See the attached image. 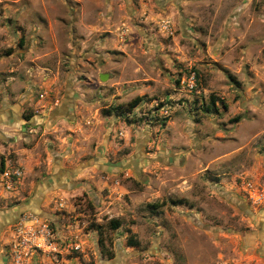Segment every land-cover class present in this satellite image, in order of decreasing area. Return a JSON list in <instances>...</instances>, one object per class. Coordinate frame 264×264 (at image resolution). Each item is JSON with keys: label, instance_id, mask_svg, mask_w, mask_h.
<instances>
[{"label": "rangeland", "instance_id": "1", "mask_svg": "<svg viewBox=\"0 0 264 264\" xmlns=\"http://www.w3.org/2000/svg\"><path fill=\"white\" fill-rule=\"evenodd\" d=\"M5 169L0 215L56 233L37 264H252L264 0H0Z\"/></svg>", "mask_w": 264, "mask_h": 264}, {"label": "built area", "instance_id": "2", "mask_svg": "<svg viewBox=\"0 0 264 264\" xmlns=\"http://www.w3.org/2000/svg\"><path fill=\"white\" fill-rule=\"evenodd\" d=\"M19 177L18 170H3L0 172V187L7 192L11 191ZM55 234L52 225L46 219L36 215H20L4 232L6 240L2 251L4 262L37 264L39 257L60 253L54 240ZM79 248V245L74 244V250Z\"/></svg>", "mask_w": 264, "mask_h": 264}, {"label": "crops", "instance_id": "3", "mask_svg": "<svg viewBox=\"0 0 264 264\" xmlns=\"http://www.w3.org/2000/svg\"><path fill=\"white\" fill-rule=\"evenodd\" d=\"M42 196H40V198L34 200L35 203H33L32 205H25L23 207L24 210H31L34 213H38L42 210H40L37 207V204L39 202H41ZM17 218V212H6L3 213L2 215H0V232L3 231V228L11 223H14L16 221ZM6 230V228L4 229ZM253 239L252 242H250V240L248 241V248H252L254 249L255 247H257V244H261V246L258 248L259 250L257 252H253V255L249 257L250 260H252V264H264V227L263 229H257L256 233H254L252 235ZM248 239V238H247ZM256 261V262H254ZM258 261H260L258 263ZM254 262V263H253ZM0 264H4V261L1 259L0 257Z\"/></svg>", "mask_w": 264, "mask_h": 264}, {"label": "trees", "instance_id": "4", "mask_svg": "<svg viewBox=\"0 0 264 264\" xmlns=\"http://www.w3.org/2000/svg\"><path fill=\"white\" fill-rule=\"evenodd\" d=\"M212 104L214 105V101H212ZM205 111H206V109H205ZM209 112H213L214 111V108H211V110H208ZM26 119L28 120L29 119V117H26ZM108 226H109V228L111 229V230H116L118 227H119V222L118 221H116V220H110L109 222H108ZM97 229V228H96ZM100 236H102V232H100V234H99ZM99 245L101 246V248H102V254H107L106 256H107V259H110L111 257H112V254H109L108 255V252H106L105 251V249L103 248L104 246H103V241L101 240V237H100V240H99ZM128 246H136L137 245V242L134 240V239H129L128 240V244H127Z\"/></svg>", "mask_w": 264, "mask_h": 264}, {"label": "water", "instance_id": "5", "mask_svg": "<svg viewBox=\"0 0 264 264\" xmlns=\"http://www.w3.org/2000/svg\"><path fill=\"white\" fill-rule=\"evenodd\" d=\"M100 80H101V81H104V80H105V78H104L103 75L100 76Z\"/></svg>", "mask_w": 264, "mask_h": 264}]
</instances>
